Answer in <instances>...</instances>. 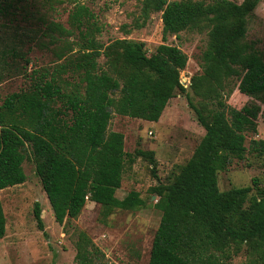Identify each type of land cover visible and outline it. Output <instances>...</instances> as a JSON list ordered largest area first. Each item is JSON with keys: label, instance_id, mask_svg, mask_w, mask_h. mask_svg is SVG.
<instances>
[{"label": "trees", "instance_id": "16d2710c", "mask_svg": "<svg viewBox=\"0 0 264 264\" xmlns=\"http://www.w3.org/2000/svg\"><path fill=\"white\" fill-rule=\"evenodd\" d=\"M17 1L0 0V15ZM46 1L75 3L70 30L56 23L48 27L60 36H52L51 43L61 42L57 56L64 61L31 72L29 87L8 95L0 106V191L26 182L23 165L32 157L60 225L78 218L88 201L100 204L105 216L143 207L137 192L116 197L126 160L133 162V157L124 150V135L109 131L113 114L158 122L177 92L186 93L206 133L175 180L153 189L162 217L149 264H232L240 254L246 264H264V185L254 179L253 186L221 192L218 180L248 152L264 157V140L252 139L246 146L264 119V51L247 39L249 21L264 0H146L163 21L164 43L151 55L138 41L101 44L94 14L78 0ZM75 31L78 50L72 54L74 42L64 36ZM186 31L208 36L199 58L202 72L191 78V92L180 78L188 56L166 43ZM10 59L30 63L16 49L0 50V81L18 69ZM234 89L262 103L236 109L226 102ZM191 93L200 99L199 107ZM34 214L42 229L39 203ZM6 232L0 199V239ZM77 251V264H95L99 251L84 233Z\"/></svg>", "mask_w": 264, "mask_h": 264}, {"label": "rangeland", "instance_id": "374dc122", "mask_svg": "<svg viewBox=\"0 0 264 264\" xmlns=\"http://www.w3.org/2000/svg\"><path fill=\"white\" fill-rule=\"evenodd\" d=\"M231 1L241 3L244 0ZM78 2L94 14V21L101 30L97 40L105 46L118 39H128L144 43L148 55H151L164 43L162 13L148 9L146 0ZM74 7L72 2L50 4L46 0H18L5 15H0V50L16 49L30 60L26 63L22 59H10L19 70H11L0 81V106L8 95L29 87L28 75L31 72L53 69L63 63L64 59L60 60L57 56L61 42L51 43L52 36L53 39L60 36L51 34L48 27L56 23L70 30L69 19ZM65 39L74 42L72 54L77 52L75 44L79 32L64 36ZM247 39L264 51V2L249 21ZM207 41L206 34L186 31L179 36H169L166 42L179 47L188 56L187 67L180 76L187 92H191V78L202 72L199 58ZM105 60L101 57L99 64L104 66ZM67 77L69 75L62 76L63 79ZM191 96L193 103L199 107L200 99L192 93ZM226 102L236 109L262 103L237 89L227 97ZM109 131L124 135V150L133 157V162L126 160L121 188L116 197L123 200L131 192H137L145 205L134 210L116 209L105 216V209L100 204L88 201L78 218L65 220L60 225L55 220L30 157L23 165L26 182L0 191L7 218V232L0 239V264H77V244L81 233L86 234L94 249L99 251L98 257H94L95 264H149L153 240L162 217L156 206L159 197L153 189L175 180L206 131L198 123L186 93L181 92L170 100L158 122L133 119L114 112ZM252 139L264 140V119L258 120V134L247 138V148ZM137 151L153 155L137 156ZM254 179L264 185V157L250 152L245 160H235L228 171L218 174L221 192L253 186ZM37 203L42 209V229L34 214ZM246 261V256L240 254L232 260V264H246Z\"/></svg>", "mask_w": 264, "mask_h": 264}]
</instances>
